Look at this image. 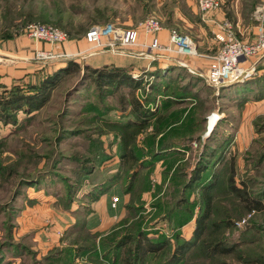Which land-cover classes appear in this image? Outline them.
Returning <instances> with one entry per match:
<instances>
[{
	"label": "rangeland",
	"instance_id": "1",
	"mask_svg": "<svg viewBox=\"0 0 264 264\" xmlns=\"http://www.w3.org/2000/svg\"><path fill=\"white\" fill-rule=\"evenodd\" d=\"M218 3L220 8L223 5H226V7H230V5L236 7L241 15V23H244L247 27V29L245 27L243 32H239L235 29L236 26L232 24L230 19L226 20L223 24L228 29L230 26L232 37L246 42L253 40L255 33L254 36L251 37V28L254 26L256 32L259 21L254 13L256 7L261 3V0H218ZM173 7H175V0H0V43L6 41L1 38L3 29L6 28L9 19L16 16L25 19L32 16L35 19H33V21H28L25 25L28 23H39L54 26L66 31L68 36L71 35V39L82 38L90 27L104 22L113 23L123 28L139 29L140 22L149 16H154L161 25L159 31L169 27L168 34L170 31L175 30L179 33L189 35L195 41L197 49V55L192 57L208 59L207 67L199 70L189 65L190 63L188 64L183 61L186 65L190 66L196 74L190 73L188 70L183 72L177 68H175V70L170 68L171 71H177V73L182 76V79L176 76L173 80H167L162 72L160 76H156L155 78H143L144 75L142 73L147 72L148 60H137V64H135L137 68H135L134 65L123 67L127 72L133 75H136L135 72L138 70L139 74L137 75L143 78L142 85L145 86V89H137L134 95L140 98L146 97L147 95L150 96V93H152L150 92V85L156 84L158 90L155 93V102L160 103L164 97L169 98L171 96V99L175 102L172 103L171 110L184 107L188 109L195 105L198 99H204V110L200 109L202 110L203 120L200 122V129L195 132V134L204 135L207 131L206 117L213 112L218 113L217 109L224 112V116L227 118L233 115L231 126L223 121L221 124L224 125L229 133H234V130L236 131L235 128H238L240 123L249 124L251 116L246 114V112L244 113L243 107L238 108L234 104L232 105V102H229L226 98H220L219 101H215L214 94L217 88L213 87V90L207 88L209 85L199 73L200 71H206L208 69V65H210L213 56L216 55L218 44L214 42L213 47L202 46L199 48L197 44L198 41L193 34V29L170 26L172 24L168 22V17ZM21 18L17 19L15 22L18 23L20 20L22 21ZM24 26L21 25L18 30L15 28L17 36L23 34L21 30ZM159 31H157V33ZM157 33L150 35H155ZM209 48H212V50ZM129 51L130 53L127 52V54L131 56L144 57L138 56L139 52L150 50L146 45L136 51ZM85 54V51H82L80 53L78 52V54H74L76 57L72 58H52L57 61V64H59V62H64V64L59 67L56 66V68L53 67L49 71L47 70V74L53 72L55 69L63 67L69 60L79 63L81 65L80 71L62 76L51 92L49 100L42 108L31 114L33 115L32 117H25L23 113H18L19 120L16 125L0 124V141H2L0 147V245L4 242L13 241V243H21L26 246V250L19 254L20 257L13 256V247L4 246L2 253H0V264H34L35 262L33 259L35 258L40 261V257L45 255L49 250L43 253L45 251L44 248H41L43 246L41 244L43 240L41 241L35 238L37 234L36 230L43 227L44 229L47 228L48 231L50 228L49 225L53 223L50 216L57 218L55 215L57 214L65 218L64 212L66 211L68 213V218L71 217L74 221L66 229L60 230L59 232L56 231L57 234L61 236L58 238V245L53 247L72 245V247H74V244L78 242L89 240L94 232L90 230L89 223L85 219L87 215L86 211L90 210L89 204L91 203L88 201L89 198L86 193L90 192L93 185L103 180L107 174L116 172L122 162H124V167L121 168L123 170L121 178L107 191L108 200H110L112 207L115 208L116 204L122 200L121 196H123V194H121V189L125 182H127L126 171L130 168L132 160L129 158H123L124 160L120 159V132L118 129H115L114 126L108 124V122H122L132 117L127 114L129 111L128 100L132 98V95L126 87L120 85L114 94L108 96L105 101V103L109 105L108 113L100 119H96L95 117L92 118L93 111L90 112L88 106L90 103L95 102L94 104L98 109H104L98 98L95 83L92 82L91 79H88L89 81L87 82L84 80L85 82L82 83V88H79L80 86H76V84L82 76L83 67L86 65L85 63L90 64V61L96 56L97 59L91 61V63H97L100 56L99 54L88 56ZM115 54H126V52L122 51ZM81 55L85 57H81ZM171 56L177 60H181L179 54L174 53L171 54ZM262 58H264V56ZM262 58L259 59L255 57L251 59V63L255 62V73L253 76L261 72V70L256 69V66ZM103 61H100V63H103ZM87 66L91 67L90 65ZM134 70L135 72H133ZM191 74L195 75L193 76L195 79H191L192 84L184 91L186 93L185 97H177L184 85V80ZM41 78V73H32L29 78L24 80L20 79L12 83L26 85V83H36ZM6 81V83H8L11 79ZM165 83H168V85H165ZM196 83L199 84L194 88L193 86ZM191 87L193 88L191 89ZM194 94H197L199 98L193 97ZM229 95H235L234 89L229 90L228 96ZM153 106H155V104L151 107ZM221 113L220 115H223ZM261 117H264V114H262ZM210 120L213 123V117ZM252 124L253 128H255L254 122ZM152 130L153 124L150 123L137 135V143L143 146L145 138ZM196 142L193 141L190 144L193 153L190 154L189 157L191 156L192 160L186 159L183 161L186 171L190 169L191 164L195 166L200 157L198 149L202 141L198 142L197 140ZM241 146V143L238 142L239 149ZM102 148L105 149L104 155L94 159V153L100 151ZM262 149L264 150V132L257 134L247 151L241 152V149L240 151L236 149L238 151L236 161L237 179L249 178L251 189L256 193L262 194L263 207L259 211L240 213L239 219L235 221L233 225L234 230L230 236V238L232 236H234V238L229 240L230 243L234 242V244H238L242 252L246 251L247 253H255L258 255H264V160L259 166L254 168V166H252L254 160L247 163V161L244 160V156L247 155V152L257 154L258 151ZM196 151L197 153L195 154ZM80 164H93L94 169L90 174H86L83 178H80L77 173L79 170L78 165ZM176 164L177 163L173 165L172 170L175 168ZM159 168L160 166L157 167L155 173L153 172L151 175L150 189L143 194V210L137 214L135 221L143 216L141 226L146 228L147 231L151 233L156 231L170 237V232L174 231L173 227L166 222H163L161 225L157 224L160 218L165 215L164 207L163 210L159 212L157 207L153 206L158 200L162 202L170 201L172 194V186L168 180L163 181V184H158L155 175L159 171ZM246 169L248 170L246 171ZM104 171L107 173L105 174ZM189 175L190 173L188 176ZM79 184L80 187L77 190L76 188ZM69 185L72 187L71 191L73 190L71 196H68L67 192ZM156 185L161 186L160 190H157ZM198 195L199 190L195 189L190 196V200L193 201ZM69 197H71V208L65 209L64 200H67ZM113 197H117L118 199L115 204H112ZM36 199L50 201L51 203L48 214L40 221V224H42L41 226L36 225L34 222L33 224L27 221L21 215L22 210L30 207L31 205H29V203L34 202ZM60 199H63L62 202ZM127 204L128 201L125 203L126 215L128 213ZM197 209L198 206L196 205L195 211H197ZM18 218L21 220H18ZM82 219L85 220L86 227L89 229L88 232L85 231L81 224ZM155 220L158 221L155 222ZM163 220L166 219L163 218ZM250 228H253L255 232L252 233L248 231ZM186 232L189 234L188 230H186ZM243 232L244 236L240 239L238 235H241ZM97 233H101L102 235L108 232L104 233L97 231ZM154 236L155 235H151V238ZM43 239L47 242L49 241V236H43ZM97 240H99V238H96V241ZM143 242H145V239ZM132 249L133 243L123 246L120 253V264H124L127 250ZM155 253L150 252L143 255L141 251L139 264L160 263L164 257L159 255L160 251ZM84 256H82L83 258L80 256L75 257V263L79 261L82 262L81 259H83V262H85L84 264L88 263V261L95 264L94 259L90 258L89 255H86V258ZM91 260L93 262H91ZM224 260L229 261L231 264H248L232 257H226ZM198 264L210 263L205 261V263L202 262Z\"/></svg>",
	"mask_w": 264,
	"mask_h": 264
},
{
	"label": "trees",
	"instance_id": "2",
	"mask_svg": "<svg viewBox=\"0 0 264 264\" xmlns=\"http://www.w3.org/2000/svg\"><path fill=\"white\" fill-rule=\"evenodd\" d=\"M20 18L16 16L9 19L1 38L4 40L14 39L17 36L15 31L21 25L24 26L28 21L35 19L30 16L26 19L21 18L22 21L20 20L18 23L15 22ZM69 37L71 38V35ZM80 68L79 63L69 60L63 67L46 74L36 83H26V85L23 84L24 86L13 84L9 87L0 83V124L16 125L19 120L18 113H23L25 117H32L31 114L42 108L49 100L50 94L60 78L80 71ZM83 69L82 76L76 86L82 88V83L91 79L95 83L98 98L104 107L100 110L94 104L95 102L90 103L88 106L89 111H93L92 118L100 119L108 113L109 105L105 101L108 96L114 94L120 85L126 87L132 95V98L128 100L129 111L127 113L132 118L122 122H108L120 132V159L129 158L132 160V164L128 168L129 171H126L127 182L121 189V194L129 196L126 205L128 213L108 233L101 235V233L94 232L89 240L78 242L79 245L74 244V247H72L73 245L52 247L40 257V261L34 257V262L36 264H75V257L89 255L90 258L94 259L95 264H120V253L123 246L133 243V249L127 250L124 264H139L141 251L143 255L160 251L159 255L163 256L164 259L158 264H198L205 263V261L210 264H231L224 260L226 257H232L248 264L264 263V255L242 252L238 244L229 242L234 238V236L231 238L230 236L240 213L259 211L263 207L262 194L251 189L248 177L237 179L236 158L227 155L233 133H229L221 123L215 125L210 135L202 143L200 157L189 176L185 169V163L179 156L180 150L178 148L188 149V144L193 139L198 140V142L201 141L200 134H195V132L200 129V122L203 120L204 99H198L196 104L188 109L184 107L171 110L172 103H175L171 96L161 100L159 104L155 102V93L158 90L156 84L150 85V92H152L150 96L140 98L134 95L137 89H145V86L142 85L144 77H134L124 68L116 66L92 68L85 65ZM256 69L261 70V72L251 78L220 86L217 89L218 95L214 94V98H228L229 90L234 89L238 108H242L250 98H263L264 58L258 62ZM160 74L161 71L158 68L152 74L146 73L147 76L154 75L155 77L160 76ZM191 84L192 80L189 79L182 86L181 95L178 94L177 97H185L184 91ZM197 94H194L193 97H197ZM154 104L155 108L152 110L151 106ZM232 119L233 115L228 118L225 117L223 122L229 123V120ZM150 123L153 124V130L147 135L142 146L137 143V135ZM254 125L257 134L264 132V117L260 116L255 119ZM104 151V148L96 151L93 155L94 159L104 155ZM160 160L166 165L162 171L161 184L168 180L172 186V194L170 201L158 200L153 206L157 207L159 212L164 207L165 215L162 217L171 224L174 231L171 232L170 237L155 231L152 233L155 236L151 238L148 236L151 232L141 226L143 216L137 221L135 218L143 210V194L150 189L151 175L154 172L156 162ZM244 160L247 163L254 160L252 166L255 168L264 160V150L258 151L257 154L247 152ZM175 163L177 164L172 170ZM123 165L124 162L116 172L107 174L101 182L92 187L90 192L86 193L89 198L88 201L98 200L121 178ZM78 169V177L83 178L92 172L94 166L93 164H80ZM79 187L80 184L76 189L78 190ZM160 188L161 186L158 185L157 190ZM71 189L72 187L69 185L68 196H71L73 192ZM195 189L199 190V195L191 201L190 196ZM70 198L64 200L65 209L71 208ZM62 200L60 199L61 202ZM196 205L198 206L197 211H195ZM88 212L89 210L86 211V214ZM193 217L192 234L188 238H183L180 228ZM81 224L88 232L89 229L86 227L84 219H82ZM248 231L255 232L253 228ZM243 236L244 232L238 235L240 239ZM96 238L99 240L96 241ZM144 239L145 242H143ZM4 246L13 247V256L15 257H20L19 254L26 250V246L12 241L1 244L0 253H2ZM91 262L93 261L91 260Z\"/></svg>",
	"mask_w": 264,
	"mask_h": 264
},
{
	"label": "crops",
	"instance_id": "3",
	"mask_svg": "<svg viewBox=\"0 0 264 264\" xmlns=\"http://www.w3.org/2000/svg\"><path fill=\"white\" fill-rule=\"evenodd\" d=\"M168 18H169L168 22L172 24L170 25L172 27L178 26L180 28L183 27V28L193 29L194 30L193 34H194L195 39L198 41L197 44L199 48L202 46L213 47V44L215 42L213 35L214 33L220 30V27L222 26L223 22H225L226 20L230 19L232 21V24L236 26L235 29L238 30L239 32H243L246 27L244 23L243 24L241 23V15L239 13V10L236 7L232 5H230V7L229 6L226 7V5H223L221 8L216 9V10L200 12L196 4V0H175V7L172 8L171 13ZM168 29L169 27L163 28L157 34L149 35V36L145 35L142 31H139V43L140 44L129 46L128 48H124L122 51L126 52V54H115L111 52L98 53L100 56V59H98L97 63L95 62L96 64L91 63V61L96 60L97 56L93 57V59L90 61V64L88 63H85V64L90 65L92 68H101L103 66H109V67L116 66V67L123 68L129 65H134L135 68H137V66L135 65L137 64V60L139 61L140 59H143V60H148V64L146 68L147 72L143 73L144 78L145 77L155 78L154 75L147 76L146 73L152 74L154 73L156 68H158L160 69L162 74L165 75V78L167 80H169V78L173 80V78L176 76L182 79V76L179 75L177 71H171L170 68L174 70L175 68H177L184 72V71H187L185 67L178 66L174 63H166L164 60H161V59L152 60L150 57H146V56L145 57H134V56L127 54L129 50L136 51L137 49L142 48L141 47L142 45H146L152 42L168 44L169 43ZM251 31H252L251 37H253L255 33L254 26H252ZM89 48H90V45L86 42L84 36H82V38L80 39L69 38L67 41L63 43L49 44V43L42 42V41H35L25 34H20V36H17L12 40H6L0 43V83L9 87L13 83H15L17 80H20V79L24 80L26 78H29V76L32 73L33 74L41 73L43 77V74L44 76L47 74V70L49 71L53 67L56 68V66L59 67L60 65L64 64V62H59V64H57V61H55L54 59L47 60L45 62L37 61L33 59L34 52L38 49L52 50L56 54L74 55L82 51L87 52L86 50ZM209 49L212 50V48H209ZM179 57H181L182 61L187 62L188 64L190 63L189 65H192L193 67L199 70L207 67L208 59H201L200 57L195 58V57L182 56V55H180ZM100 61H103V63H100ZM133 72H135V70ZM138 72L139 71L137 70L135 74L136 75L139 74ZM200 72L204 73L205 71H200ZM193 76L195 75L191 74L189 77H187V79L184 80L183 84L187 83L189 79H195V77ZM9 79H11V81L6 83L7 82L6 80H9ZM198 84L199 83L194 84L193 87L194 88L197 87ZM193 87H191V89ZM207 88H211L213 90V87L207 86ZM215 95H218V90L215 92ZM165 98L166 97H164V99ZM219 99L220 98H215V101L216 100L219 101ZM226 99L229 100V102H232V105L234 104L236 106L235 95L234 96L229 95L228 98ZM157 103L159 104V102ZM151 108L152 110H154L155 106ZM243 108H244V113L246 112V114H249L251 116V119L249 121V124L240 123L238 125V128H235L236 131L234 130L233 138L231 140L229 151L227 153L228 156H235L236 161H237L238 151H240V149H241V152H244L245 150L247 151L248 147L252 143V140L257 136L252 123L257 117H260L262 114H264V97L260 99H253V98L248 99L244 103ZM217 110L219 114L222 112L219 109ZM221 114L223 115H220V119L218 121L219 124L226 117L224 116L225 115L224 112H222ZM218 123H216V126L218 125ZM231 124H232V120H229L228 125L231 126ZM209 135L207 136L200 135V140L202 141V143ZM193 141L196 142L197 140L193 139L191 142ZM191 142L188 144L189 146L188 149L178 148L180 150L179 156L182 157V161L186 159L192 160V157L191 156L189 157V155L193 153V150L190 146ZM238 142H240L242 145L240 149L238 147ZM201 151H202V144L199 146V149H198V152H200V154H201ZM196 153L197 151L195 152V154ZM159 166H160L159 171L155 175L156 180H158V184L161 183L163 179L162 171L164 170L165 164L162 160L156 162L155 167H154V173H155V169ZM193 167H194V164L193 165L191 164L190 169L187 171L188 174L193 169ZM104 173L106 174L107 172L104 171ZM99 182L95 184H98ZM107 194L108 192L100 196L98 200L92 201L89 204L90 210L87 213L85 219L89 223L90 230L92 232H97V231L104 232V233L109 232L126 215L125 203H127L129 196L127 194L121 196L122 200L118 202L116 204V207L114 208L111 206V202L110 200H108ZM29 205L31 206L22 210L21 215L27 221H30L31 223L34 222L36 223V225L41 226L42 224H40V221L48 214L49 207L51 206L50 201H44V200L41 201L39 199L38 200L36 199L34 202L29 203ZM64 213H65L64 215L65 218L57 214H55L57 218L50 216V218H52L53 220L52 221L53 223L49 225L50 228L48 231H47V228L44 229L43 227L42 228L40 227L39 230H36L37 234L35 238L41 241L42 240L44 241L43 236H49V241L47 242L42 241L41 243L43 245L41 248H44L45 250L43 253L50 250L53 246L58 245V240H59L58 238L61 235L57 234L56 231L58 232L60 230L62 231L73 223L74 220L71 217L68 218L67 211ZM18 220H21V219L18 218ZM156 221L158 220H155V222ZM163 222L168 223V221L163 220V217H162L160 218L157 224L161 225ZM193 228H194V217L188 223H186L180 228L181 236L183 238L190 237V235L192 234ZM186 230H188L189 234L186 232ZM151 235L153 236L154 234L152 233L148 234L149 237H151ZM81 258L83 257L81 256ZM81 261L82 262L79 261L78 263H75V264L85 263L83 262V259H81ZM86 264H92V263L88 261V263Z\"/></svg>",
	"mask_w": 264,
	"mask_h": 264
},
{
	"label": "built area",
	"instance_id": "4",
	"mask_svg": "<svg viewBox=\"0 0 264 264\" xmlns=\"http://www.w3.org/2000/svg\"><path fill=\"white\" fill-rule=\"evenodd\" d=\"M197 6L201 12L219 9L218 0H197ZM255 16L259 24L256 27L255 37L251 41H242L232 37V32L223 24L220 30L214 33L218 49L213 56L208 69L200 73L209 86L218 87L234 82L244 81L255 73V62L251 59L264 56V0L255 9ZM161 29L159 21L154 16H149L139 24L137 28H123L113 23H99L90 27L84 38L90 45L85 52L86 56L103 52L120 53L123 48L139 45V31L145 35L157 33ZM23 34L35 41H42L49 44L63 43L69 39L66 31L54 26H48L39 23H28L21 30ZM169 43L161 44L152 42L146 44L150 51H140L138 56L150 57L152 60H164L166 63H174L185 67L190 73L196 72L182 60H177L171 54L182 56H196L197 49L195 41L187 34L179 33L175 30L168 34ZM146 45H142L143 48ZM130 53V51H128ZM60 57L62 59L76 57L68 54H56L52 50L38 49L34 52L33 59L45 62L52 58ZM81 57H85L82 56ZM161 57V58H160ZM250 59V60H249ZM139 77V75H133ZM213 117V125L209 128L210 119ZM220 119L217 112L211 113L206 117L207 131L204 135H209ZM195 144V143H194ZM118 201L113 197V203ZM172 232V231H171ZM170 232V234H171Z\"/></svg>",
	"mask_w": 264,
	"mask_h": 264
},
{
	"label": "bare ground",
	"instance_id": "5",
	"mask_svg": "<svg viewBox=\"0 0 264 264\" xmlns=\"http://www.w3.org/2000/svg\"><path fill=\"white\" fill-rule=\"evenodd\" d=\"M234 83H236V82H234ZM231 84V83H230ZM212 121L210 120V122H209V128H211L212 127ZM214 128V127H213Z\"/></svg>",
	"mask_w": 264,
	"mask_h": 264
},
{
	"label": "water",
	"instance_id": "6",
	"mask_svg": "<svg viewBox=\"0 0 264 264\" xmlns=\"http://www.w3.org/2000/svg\"><path fill=\"white\" fill-rule=\"evenodd\" d=\"M232 84V83H231ZM227 85H230V84H227Z\"/></svg>",
	"mask_w": 264,
	"mask_h": 264
}]
</instances>
